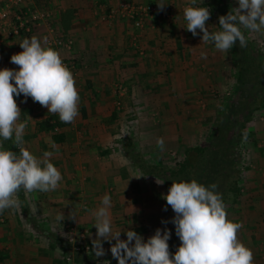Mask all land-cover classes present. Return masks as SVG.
<instances>
[{
	"label": "crops",
	"instance_id": "obj_1",
	"mask_svg": "<svg viewBox=\"0 0 264 264\" xmlns=\"http://www.w3.org/2000/svg\"><path fill=\"white\" fill-rule=\"evenodd\" d=\"M9 1L0 0V7ZM123 1L23 0L22 11L34 8L46 14L47 19L28 35L9 37L0 28V69L18 70L10 57L22 51L19 43L23 39L36 36L42 46L59 52L73 73L80 97V114L73 123L67 124L32 99L24 102L22 94L15 97L21 109L19 122L27 121L24 146L38 158L45 151H51L50 162L63 179L55 191L26 193L22 190L27 194L31 213L36 210L34 218L39 231L23 225L19 214L26 213L21 207L0 214V264H62L59 250L48 242V231L56 232L72 215L95 234L93 213L106 194L111 197L110 215L116 214L117 211L110 213L114 209L135 208L138 202L135 196L140 189L136 177L142 175L140 167L137 160L133 161V153L123 152L116 143L123 133L122 123L130 116L125 117L126 114L145 109L147 114H162L158 116L161 123L177 122L176 128L172 126L175 132L165 133V138L156 134L152 143L149 134H140L146 138L140 149L145 143L159 152L161 138L174 136L169 142L163 141V149L181 142L183 137L179 132L190 123L186 116L198 112L204 98L214 103L216 95L221 97L227 88L226 81L232 71L228 66L225 72V54L216 50L213 43L202 42L203 33L197 30L199 34L194 37L186 24L178 20L169 27L146 26L144 31H138L123 18H115L116 14L111 16L120 10ZM206 27L210 32L218 29V26ZM55 36L70 39L71 49L49 46L47 40ZM140 47L144 56L138 55ZM180 114L188 119L183 128ZM48 117L52 118V125L61 126L39 132L37 125ZM129 119L130 122L134 118ZM137 122L132 128L127 124V131L138 135ZM55 134L65 135L64 142L53 143ZM84 206L89 211L80 217ZM60 214L64 219L58 221ZM115 217L111 220L113 230L119 225ZM258 233L264 235V222ZM259 239L264 243V236Z\"/></svg>",
	"mask_w": 264,
	"mask_h": 264
},
{
	"label": "clouds",
	"instance_id": "obj_2",
	"mask_svg": "<svg viewBox=\"0 0 264 264\" xmlns=\"http://www.w3.org/2000/svg\"><path fill=\"white\" fill-rule=\"evenodd\" d=\"M237 2L238 7L219 17L221 30L210 32L206 27L210 10L194 6L197 0H191L193 6L184 9L187 31L195 37L199 30L203 33L202 42L213 43L220 52H228L237 43L241 48L246 47L242 29L264 35V0ZM165 4L163 0L157 3L158 10L163 11ZM19 46L22 51L10 57L18 70L0 69V214L21 207L18 198L21 190L55 191L63 179L50 162L51 151L38 158L24 146L27 121L19 122L21 109L15 97L22 94L24 102L31 97L47 108L48 113L58 115L62 123H73L80 114L76 81L59 52L42 46L36 36L23 39ZM201 57L206 58V54L201 53ZM244 135L246 139L247 134ZM9 140H13L18 152L3 148L2 142ZM158 146L163 149V139L158 141ZM157 183L162 184L163 180ZM216 189L215 183L206 187L196 180L172 182L163 199L175 213L171 222L181 242L174 254L169 251L171 232L166 227L158 228L146 242L133 230L126 231V240L121 239L122 230L112 228L111 197L104 195L101 206L93 213L97 231L89 254L94 253L96 258L104 256L103 242H108L118 264H253V252L238 239L242 224L227 218L222 195ZM70 218L75 219L72 215ZM63 219L62 214L57 216L58 221ZM162 223L166 225L168 221Z\"/></svg>",
	"mask_w": 264,
	"mask_h": 264
},
{
	"label": "rangeland",
	"instance_id": "obj_3",
	"mask_svg": "<svg viewBox=\"0 0 264 264\" xmlns=\"http://www.w3.org/2000/svg\"><path fill=\"white\" fill-rule=\"evenodd\" d=\"M126 2L129 1L125 0L123 1V4ZM160 2L161 0H134V3L132 4L136 7L138 5L144 6L146 3H150L158 10L157 3ZM163 2L166 3L164 10H158V12L166 14L167 19L165 20H161L158 17L146 19L142 28H136L134 27V21L129 18V16L125 15V18L123 19L138 31H144L146 26L165 25L169 27L172 23H175L176 20L179 22L182 21L183 24H186L184 19V9L188 6H193L191 5V0H163ZM223 2L225 7L231 11H233V8L238 7L237 0H223ZM194 6L207 7L204 0H197L196 5ZM32 10H34V8H32ZM114 15L116 16L115 18L121 17V13L112 12L111 16ZM206 25L214 27L218 26L217 19L212 12L210 19L206 22ZM242 30L250 41L251 46L258 52H261L264 56V35L249 32L244 29ZM217 31H220V29L218 28ZM140 48L137 49L138 55L144 56V50L142 47ZM224 54L226 57V59H224L226 63L224 66L226 68L225 72H227L228 66H230L232 71L231 76L226 81L227 88L224 90L221 97L216 95L214 103L210 98L207 100L204 98L202 100V105H199V111L186 116L190 120V123H187L188 119L180 114V124H182V128L183 124L187 123V127L181 129L179 132L184 141L181 139V142L178 144L172 143L174 144L173 147L169 146L167 149H162L159 152L158 150H155V147L154 149H151L152 147L145 143L144 147L142 146L143 148L140 149L141 143L146 142V138L142 137L140 135L141 133H144L143 136H146L145 133L149 134V142L152 143L151 139L157 137L156 134L158 137H164L165 133H171V130L172 132H175L176 130H174V128L172 129V126L175 127L177 122L173 120L168 124L161 123L158 116H161L162 114H152L148 112V115L145 112V109L142 111L133 110L132 114L129 112L125 115V117L130 115L129 117L134 119L129 122L130 119L128 117L126 119L127 123L125 121L122 123L124 134L120 133V136L116 141L119 145L117 148L122 149L123 152L127 151L133 153V156L131 155L133 157V161L137 160V163L139 164L138 167H140L141 171L140 174L143 176L140 175L141 177L137 180V183L140 184V189L135 196L138 201L135 208L121 210L114 209L110 211V213L116 211L119 212L111 214L110 217L111 220H113L114 216H117L115 219H119V228L115 226L116 230L113 231L123 230L120 237L121 239H127V230L137 232V234L144 238L145 242L149 237L155 234V231L158 228L163 230L166 227L171 232L174 225L171 221L175 213L170 206H167L163 196L167 194L173 181L168 179L164 180L162 178L163 176L156 174L154 168H156V166L158 168H173L172 166L174 162L182 160V153L186 148H194L205 144V142L207 143V134L212 128L211 126L214 124L216 115H218L222 110L228 109V107L232 105L235 107L236 101L233 102L230 97L232 94L231 87L235 85V69L232 65L230 50L228 52H224ZM27 99H31V97H28ZM207 101L209 105L207 104ZM169 117L174 118L172 115H169ZM234 118L235 117H233V119ZM236 119L240 122L242 121V116L236 115ZM136 122L139 125L138 135L128 132L125 128L127 124H129L130 128H132V126L136 125ZM238 126L239 125H235L231 127L228 135H236ZM246 127L247 132H249L250 135L246 137V139L245 137H242L238 147H236L237 155L240 156L239 171L241 172V181L240 184H238L240 188V196L238 197L237 204L230 203V199H228L229 204L226 205V211L227 218L229 220L242 224V228L238 233V239L253 252V264H264V243L259 239L260 236L264 235L263 233H258L261 224L264 222V202H257L258 200L264 201V108L251 115ZM173 137L174 136L170 135L164 140L169 142L168 139L173 140ZM216 160L217 159L215 158L214 161ZM197 178L199 177L197 176ZM161 180H163V183L158 184L157 182H160ZM23 197L26 201L24 209L26 214H19L21 222L28 229H34L35 232H37L40 229L34 218L37 215L36 210L35 213L32 214L30 206L27 203L29 200L25 192H23ZM165 207H167V211H164ZM88 211L89 209L84 206L80 213V217H84ZM162 221H168V223L165 225ZM2 222H4L3 219L1 223ZM66 226L73 229L71 235L68 234ZM257 226H259V228ZM48 232L50 233L48 242L51 246L54 244L53 248L55 247L59 250V260L62 261V264H112V261L114 260L110 251L111 245L108 242L103 243V248L106 252L104 256L96 258L94 253L91 255L89 254L88 249L91 248V240L96 238V233L92 234L90 227H87L83 222L75 221L74 219H66L56 232ZM113 243H115V241H113ZM180 243L181 242L176 235L172 242L169 243V251L174 254L180 246ZM77 248H79V250H77Z\"/></svg>",
	"mask_w": 264,
	"mask_h": 264
},
{
	"label": "trees",
	"instance_id": "obj_4",
	"mask_svg": "<svg viewBox=\"0 0 264 264\" xmlns=\"http://www.w3.org/2000/svg\"><path fill=\"white\" fill-rule=\"evenodd\" d=\"M204 1L217 19L220 29L219 17L227 15L231 10L225 7L223 0ZM246 39V47L241 48L237 43L230 50L232 65L235 69V85L231 87L232 94L230 97L233 102L236 101L235 107L232 105L216 115L214 124L207 134V143L194 148H186L182 153V160L174 162L173 168H158L157 166L154 168L156 174L163 176L164 180L168 179L175 182L196 180L206 187L215 183L217 185L216 191L222 195L225 206L229 204L228 199H230V203L237 204L240 196L238 186L241 181L240 156L237 155L236 147H238L240 139L245 137V133L247 134L246 137L250 135L246 125L251 115L264 108V56L251 46L247 37ZM236 115L242 116V121L238 122ZM233 117L235 118L233 119ZM51 121L52 118L48 117L40 122L37 125V130L49 132L55 130V127L61 126L59 123L52 125ZM235 125H239L237 134L229 136V130ZM64 140L65 135L63 134H55L52 137L53 143H62ZM2 146L4 149L15 150L12 140L3 141ZM215 158L216 161H214ZM18 198L21 201V209L25 212L22 190L18 193ZM174 237L176 234L173 225L168 244L172 242ZM112 264H118V261L114 259Z\"/></svg>",
	"mask_w": 264,
	"mask_h": 264
},
{
	"label": "built area",
	"instance_id": "obj_5",
	"mask_svg": "<svg viewBox=\"0 0 264 264\" xmlns=\"http://www.w3.org/2000/svg\"><path fill=\"white\" fill-rule=\"evenodd\" d=\"M127 1L129 2L120 5L121 11L119 10L117 13H121V18H125V15L129 16L134 21V27L136 28H142L146 19L154 17H158L161 20L167 19L165 13L158 12L151 4L134 7V4H132L134 0ZM22 2L23 0H11L0 7V28L9 37L31 34L48 17L46 14L40 13L37 10L22 11ZM47 44L64 50H70L72 47V41L61 36L51 37V39L47 40ZM66 229L68 230V234L71 235L73 229L69 226H66Z\"/></svg>",
	"mask_w": 264,
	"mask_h": 264
}]
</instances>
